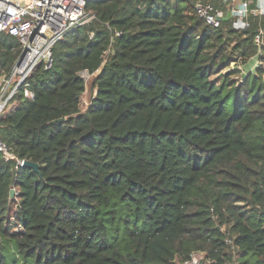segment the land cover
I'll return each mask as SVG.
<instances>
[{
  "label": "trees",
  "instance_id": "16d2710c",
  "mask_svg": "<svg viewBox=\"0 0 264 264\" xmlns=\"http://www.w3.org/2000/svg\"><path fill=\"white\" fill-rule=\"evenodd\" d=\"M197 1L90 0L28 79L0 142L39 172L0 153V264H264L263 70L231 69L264 17L212 29ZM20 52L0 34V77Z\"/></svg>",
  "mask_w": 264,
  "mask_h": 264
},
{
  "label": "built area",
  "instance_id": "2783aa9c",
  "mask_svg": "<svg viewBox=\"0 0 264 264\" xmlns=\"http://www.w3.org/2000/svg\"><path fill=\"white\" fill-rule=\"evenodd\" d=\"M90 0H0V34L14 37L20 44L21 52L11 72L0 77V117L13 112L17 106V97L33 100L28 79L38 66L50 69L53 65V51L56 45L74 29L89 23L91 17L87 13ZM195 14L203 19L212 29H219L228 13L230 21L237 31L250 26L252 16L264 17V0H210L197 1ZM120 36V33L116 34ZM259 53L257 65L248 73H244L241 62L233 63L232 70L241 71L243 78L249 74H257L263 70L264 30H260L255 39ZM91 75L87 71L84 75ZM94 76V75H92ZM0 153L5 162L17 160L12 150L0 142ZM24 167V161L17 160ZM175 264H211L205 253H193L189 260Z\"/></svg>",
  "mask_w": 264,
  "mask_h": 264
},
{
  "label": "rangeland",
  "instance_id": "374dc122",
  "mask_svg": "<svg viewBox=\"0 0 264 264\" xmlns=\"http://www.w3.org/2000/svg\"><path fill=\"white\" fill-rule=\"evenodd\" d=\"M90 11L87 10V13H89ZM91 15V13H89ZM247 65V64H246ZM244 66V73L247 72L248 73V66ZM249 65V64H248ZM84 77L86 78V91L84 93V95L82 96V102H81V108L82 111L86 110V108L88 107V105L91 102V99L93 97V95L96 93V90L93 89L92 84H93V80H94V76L92 75H84ZM239 79H241L243 77L242 73L240 76H237Z\"/></svg>",
  "mask_w": 264,
  "mask_h": 264
},
{
  "label": "water",
  "instance_id": "95a60500",
  "mask_svg": "<svg viewBox=\"0 0 264 264\" xmlns=\"http://www.w3.org/2000/svg\"><path fill=\"white\" fill-rule=\"evenodd\" d=\"M230 17H231V14L228 13V14L226 15V18H224V19H222V20H223V21H227V20L230 19ZM64 120H65V119H62V120H60V122H61V121H64ZM24 167H28V168L33 169V170L36 171V172H39V165H38V164H34V163H32V162L24 161ZM14 195H15V190L13 189V190H11L10 198L13 199V198H14Z\"/></svg>",
  "mask_w": 264,
  "mask_h": 264
},
{
  "label": "crops",
  "instance_id": "0c3cea01",
  "mask_svg": "<svg viewBox=\"0 0 264 264\" xmlns=\"http://www.w3.org/2000/svg\"><path fill=\"white\" fill-rule=\"evenodd\" d=\"M257 62H258L257 59L254 58L248 63L249 65L248 64L246 65L249 68L248 72L257 65Z\"/></svg>",
  "mask_w": 264,
  "mask_h": 264
}]
</instances>
